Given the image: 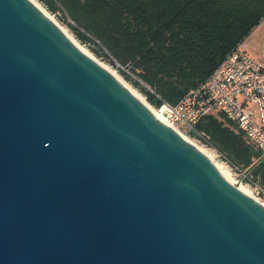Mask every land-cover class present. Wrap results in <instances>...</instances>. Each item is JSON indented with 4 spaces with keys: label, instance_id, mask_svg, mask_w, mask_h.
Wrapping results in <instances>:
<instances>
[{
    "label": "water",
    "instance_id": "obj_1",
    "mask_svg": "<svg viewBox=\"0 0 264 264\" xmlns=\"http://www.w3.org/2000/svg\"><path fill=\"white\" fill-rule=\"evenodd\" d=\"M0 264H264V206L30 0H0Z\"/></svg>",
    "mask_w": 264,
    "mask_h": 264
},
{
    "label": "trees",
    "instance_id": "obj_2",
    "mask_svg": "<svg viewBox=\"0 0 264 264\" xmlns=\"http://www.w3.org/2000/svg\"><path fill=\"white\" fill-rule=\"evenodd\" d=\"M37 1L63 13L76 40L96 46L113 67L129 68L136 81L122 70L121 76L151 106L178 104L264 22V0ZM196 132L264 187V155L234 123L212 114L198 121Z\"/></svg>",
    "mask_w": 264,
    "mask_h": 264
},
{
    "label": "built area",
    "instance_id": "obj_3",
    "mask_svg": "<svg viewBox=\"0 0 264 264\" xmlns=\"http://www.w3.org/2000/svg\"><path fill=\"white\" fill-rule=\"evenodd\" d=\"M150 108L163 124L187 137L188 141L189 138L200 140L208 148L209 137L202 132L194 134L195 126L207 116L221 114L237 126L249 145L264 155V67L248 56L244 42L178 104L162 103ZM217 157L224 160L219 153ZM232 170L247 176L242 168L232 165ZM252 192L264 206V187L255 184Z\"/></svg>",
    "mask_w": 264,
    "mask_h": 264
},
{
    "label": "rangeland",
    "instance_id": "obj_4",
    "mask_svg": "<svg viewBox=\"0 0 264 264\" xmlns=\"http://www.w3.org/2000/svg\"><path fill=\"white\" fill-rule=\"evenodd\" d=\"M34 1L44 11L45 14H49V17L51 18V20L58 27H60L61 30L63 29L65 31V33H67L68 37L71 40H73L76 43H78L88 53V55H90L91 57H93L98 63H100V65H102L106 69H109L113 74H115L116 77L121 80V82L126 83V85L132 91H134L135 93H138V95L141 96V98L145 101L146 105L151 107V105L147 102V100L139 92V90L136 89V88H134L132 82H129V81L125 80L123 78V76H121V72L120 71L122 70V71H124L129 76V78L131 79V81H136L137 78L131 73V70L129 68H127V67H119L118 65H116V67H113L110 64V62L108 60H106V58L103 55L97 53L96 46H94L93 44H83L80 41L76 40V38L74 36V33L70 30V27H68V25L66 24V21L64 20L65 18H64L63 13H60V12H57L55 14L54 13H50V12H48V10L45 9V7L40 2H38L37 0H34ZM67 22H69V21L67 20ZM254 119L257 122H259V120L257 119L256 116L254 117ZM189 139L195 145H198L199 147H201V148H203V149H205L207 151L213 152L215 161L218 162V163H220V164H223L225 167L228 168V170L230 172V176L233 179V181L235 183L240 184V185H243V186L246 185V187L249 189V192L251 191V194H253V192H252L253 185L259 184V183L257 181L254 182L253 178L250 177V173L249 174L248 173L245 174V175H247L246 177H244L242 174L241 175H238V173H236L234 170H232V165H230L227 162H225V160H222L219 157H217V154L218 153H217L216 150L204 146V144L200 140H198V139H196V140L194 138H192V139L189 138ZM211 150H213V151H211Z\"/></svg>",
    "mask_w": 264,
    "mask_h": 264
},
{
    "label": "bare ground",
    "instance_id": "obj_5",
    "mask_svg": "<svg viewBox=\"0 0 264 264\" xmlns=\"http://www.w3.org/2000/svg\"><path fill=\"white\" fill-rule=\"evenodd\" d=\"M35 6H36V8L40 11V13L41 14H43L46 18H48L51 22H53L52 20H51V18L49 17V14H45L44 13V11L35 3V1L34 0H30ZM54 23V22H53ZM55 24V23H54ZM55 26L56 27H58L56 24H55ZM59 28V30L64 34V36L67 38V40L68 41H70L71 42V44L76 48V49H78L79 51H81L82 53H84L85 55H88V53L78 44V43H76L75 41H73V40H71L69 37H68V35H67V33H65V31L62 29H60V27H58ZM90 58H93V57H91L90 55H88ZM95 60V59H94ZM96 61V60H95ZM97 62V61H96ZM98 63V62H97ZM99 65H100V63H98ZM103 69H105L106 71H108L111 75H113V77L118 81V82H120L121 84H123L126 88H127V90L131 93V95L132 96H134L136 99H138L148 110H150L151 111V113H153L157 118H158V116L155 114V112L153 111V110H151V108L149 107V106H147L146 105V103H145V101L141 98V96H139L138 95V93H135L134 91H132L127 85H126V83H124V82H121V80L119 79V78H117L116 77V75L115 74H113L109 69H106L105 67H103L102 65H100ZM159 119V118H158ZM160 120V119H159ZM161 121V120H160ZM174 130V129H173ZM175 131V130H174ZM176 132V134L179 136V137H183L185 140H187L188 141V139H187V137H185V136H183V135H181V134H179L177 131H175ZM191 145H192V147L196 150V151H199L202 155H203V157L211 164V165H213L224 177H227L228 179H230L231 180V182H232V184L236 187V188H238V189H240V190H242L243 192H245V194L247 195V196H249L250 198H252L255 202L257 201L256 199H255V197L253 196V194H251V191L249 192V189L246 187V185L245 186H243V185H240V184H237V183H235L234 181H233V179L231 178V176H230V172H229V170H228V168L227 167H225L223 164H220V163H218V162H216L215 161V159H214V154H213V152H210V151H207V150H205V149H203V148H201V147H199L198 145H195L194 143H192L190 140L188 141ZM211 151H213V150H211ZM258 202V201H257Z\"/></svg>",
    "mask_w": 264,
    "mask_h": 264
},
{
    "label": "crops",
    "instance_id": "obj_6",
    "mask_svg": "<svg viewBox=\"0 0 264 264\" xmlns=\"http://www.w3.org/2000/svg\"><path fill=\"white\" fill-rule=\"evenodd\" d=\"M244 43L248 56L264 67V22L250 33Z\"/></svg>",
    "mask_w": 264,
    "mask_h": 264
}]
</instances>
